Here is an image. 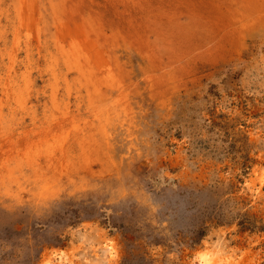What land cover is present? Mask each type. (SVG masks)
Here are the masks:
<instances>
[{
  "label": "rangeland",
  "instance_id": "obj_1",
  "mask_svg": "<svg viewBox=\"0 0 264 264\" xmlns=\"http://www.w3.org/2000/svg\"><path fill=\"white\" fill-rule=\"evenodd\" d=\"M261 169L264 0H0V264H264Z\"/></svg>",
  "mask_w": 264,
  "mask_h": 264
},
{
  "label": "bare ground",
  "instance_id": "obj_2",
  "mask_svg": "<svg viewBox=\"0 0 264 264\" xmlns=\"http://www.w3.org/2000/svg\"><path fill=\"white\" fill-rule=\"evenodd\" d=\"M264 181V169L256 170L254 178L248 183L250 187H254L261 190V186H258L257 184H261ZM257 182V183H256ZM100 234L103 236V243H104V250L105 253L107 252V255L110 259L114 258L116 256V247L114 244V241L110 238L105 237V231H99ZM99 234V235H100ZM101 236V235H100ZM86 234L81 235V241H88ZM74 253L73 249H58L55 250L49 257V259L46 261L45 264H71L72 263V254ZM193 257V264H231V257H226L224 259L220 256V251L215 248H204L197 252H195Z\"/></svg>",
  "mask_w": 264,
  "mask_h": 264
}]
</instances>
